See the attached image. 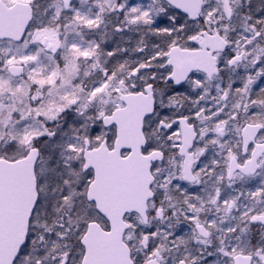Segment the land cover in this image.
<instances>
[{
  "label": "snow or ice",
  "instance_id": "obj_1",
  "mask_svg": "<svg viewBox=\"0 0 264 264\" xmlns=\"http://www.w3.org/2000/svg\"><path fill=\"white\" fill-rule=\"evenodd\" d=\"M0 264H264V0H0Z\"/></svg>",
  "mask_w": 264,
  "mask_h": 264
}]
</instances>
